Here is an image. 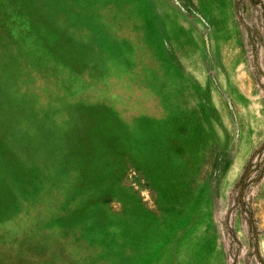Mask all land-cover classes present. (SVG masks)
<instances>
[{"label": "rangeland", "instance_id": "obj_1", "mask_svg": "<svg viewBox=\"0 0 264 264\" xmlns=\"http://www.w3.org/2000/svg\"><path fill=\"white\" fill-rule=\"evenodd\" d=\"M0 264H264V0H0Z\"/></svg>", "mask_w": 264, "mask_h": 264}]
</instances>
